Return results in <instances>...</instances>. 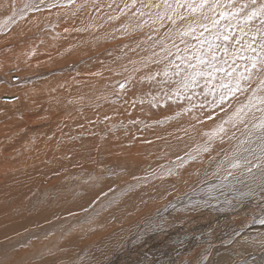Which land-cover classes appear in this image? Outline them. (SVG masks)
<instances>
[{"label":"bare ground","instance_id":"6f19581e","mask_svg":"<svg viewBox=\"0 0 264 264\" xmlns=\"http://www.w3.org/2000/svg\"><path fill=\"white\" fill-rule=\"evenodd\" d=\"M21 1L23 8L11 5L18 10L13 15H0V34L19 22L27 25L30 20L34 23L33 19L37 17L46 18L48 22L42 31H47L48 27L51 37L48 45L54 49L45 60L50 58L60 64L75 59L76 67L81 70L75 68L65 79L51 76L68 72L69 67L65 64H61L63 68L52 67L50 72L38 73L49 79L39 83L37 87L41 91L35 88L39 94L32 96L30 84L35 75L27 76L28 73L18 65L9 63L14 73L5 76L9 77L10 88L9 94L4 95L11 98L14 94L13 98L17 100L18 97V100L11 104L0 102V106L12 108L19 104L23 106L27 100L28 103L26 108L22 107V121H18L25 124L26 129L21 131L22 136L14 138L15 148H12L16 151L7 152L9 147L5 146L2 153L7 160L0 157V264H264V224L259 222L264 219V185L258 179L249 177L238 183L230 178L218 183L221 186L219 194L213 198L191 195L171 199L175 206L195 213L194 218L184 211L169 213L168 205L161 202L158 205L153 199L150 204L143 191L149 180L155 178H175L177 184L181 181L182 193L196 186L200 177L195 168L200 164L194 163L193 158L212 152L211 143L220 139L214 133L225 127L217 125L216 121L225 115L222 113L225 104L217 102L218 95L216 99L205 95L203 86L196 87L195 91H182L174 111L158 109L153 113L155 120L150 122L142 120L144 118L133 119L136 122L123 119L133 114V110H139L134 106L135 102L141 101L138 95L123 100L128 106L123 103L108 105L109 108L102 106L108 99H116L109 97L111 91H105L107 81L94 76L100 72L99 68L90 71L93 55L103 47L106 50L119 43L123 48L116 52L142 48L146 44L151 47L154 43L151 37L163 32L160 24L153 25L148 17H144L148 23L143 24L141 20L142 27H136L139 18L132 16L134 8L121 13L124 3L130 0H115L114 8L108 11L104 7L105 12H102L101 4L104 0ZM83 2L89 4L84 7ZM94 2L98 7H93ZM74 10L76 14L69 15ZM83 14L85 17L91 15L92 20L86 23ZM109 17L113 20L111 24L106 23ZM25 28L35 30L32 25ZM154 28L159 31H153ZM189 39L192 44L196 43ZM110 41L113 42L105 44ZM31 50L32 46L23 47L24 58L25 52ZM164 55L159 45L149 56L127 57L120 63V69L135 58L132 63L136 66L142 63L141 67L146 70L140 75L142 80L159 77L167 80L163 75L165 61L155 62ZM159 67L161 69L157 71ZM150 68L153 69L150 71ZM4 71L6 64L0 62V76L8 69ZM156 73L160 75L156 76ZM13 76H16L15 83L11 82ZM123 81L126 87L122 90L115 86L116 98L122 93L138 90L137 80ZM28 83L29 86H25ZM173 90L176 94L175 84ZM160 94L157 101L148 100L153 99L156 106L163 105L166 98L174 99L171 94L161 99ZM2 96L0 94V98ZM145 102L147 104L143 103L140 109L151 111V103ZM36 107V112L30 114ZM251 115L246 118L249 125L253 123ZM193 122L197 123L198 135L208 132L194 144L192 139L196 133L189 132ZM0 133L6 135L7 128L0 127ZM220 135H223V140L220 139L223 144L231 141L225 134ZM10 136L12 138L14 134ZM16 152L18 154L12 156ZM110 156L116 158L111 160ZM125 170L127 172L122 175ZM169 170L171 175L166 173ZM254 173L258 176L259 169ZM133 187L138 190L132 198L138 200L132 199L134 203H129L125 198H130ZM214 191L211 195L216 193ZM157 205L160 208L154 210ZM146 212L151 213L150 218H145ZM141 225L144 228L138 230ZM116 229L128 233L136 229V235L125 239L114 252L116 244H111V240ZM140 239L143 245L137 246L135 243Z\"/></svg>","mask_w":264,"mask_h":264},{"label":"snow or ice","instance_id":"6c2138e0","mask_svg":"<svg viewBox=\"0 0 264 264\" xmlns=\"http://www.w3.org/2000/svg\"><path fill=\"white\" fill-rule=\"evenodd\" d=\"M133 8L132 16L139 18L136 27L148 23L144 17L153 25L163 27V22L168 20L174 26L166 33V39L172 41L176 52L172 53L165 40H160L158 43L165 55L155 62L167 61L164 82L175 84L178 96L182 91H195L196 87L203 86L205 95H212L213 99H216V90H221L219 102H223L226 97L246 92L256 83L248 103L229 117L234 128L243 125L244 131L243 138L225 160L230 169L241 170L239 174L228 171L233 181L243 183L251 177L264 185V117L250 127L246 119L253 108L264 112V107H257L256 103L264 106V95H260L264 93V0H130L124 3L121 13ZM189 38L196 43L192 44ZM215 80L219 82L209 89V81ZM224 133L225 129L220 127L214 135L223 140L220 134ZM253 159L260 162L253 163ZM253 168L259 169L258 176ZM259 222L264 224V219Z\"/></svg>","mask_w":264,"mask_h":264},{"label":"rangeland","instance_id":"374dc122","mask_svg":"<svg viewBox=\"0 0 264 264\" xmlns=\"http://www.w3.org/2000/svg\"><path fill=\"white\" fill-rule=\"evenodd\" d=\"M9 1L10 0H0V9H1L0 10V15H2V16H4V15L11 16V14L13 15V13L18 11L17 8L12 7L14 5H16V7H18V9L19 8H23L22 5H24V3L21 0H16V1L15 0H13V1L11 0L10 2ZM109 1H111L110 4H109ZM105 2H107V3H105ZM86 3H87V5L89 4L88 2H83L82 5H84V7H86ZM96 4L98 5V3L96 2L95 4H93L94 5L93 7H98ZM101 4H102V12L106 11V10L103 9L104 7L109 9L108 11H111L114 8V6H115V0H107V1L104 0L103 3H101ZM108 6H109V8H108ZM93 7H91V9ZM5 9H7V10H5ZM117 9L118 8H116L115 11ZM75 12L76 11L74 10L73 12L69 13V15H71V16H72V14L75 15L76 14ZM119 15H123V14L119 13ZM76 16H78V15H76ZM63 17H64V15H63ZM82 17H83V19H84V21L86 23H89L92 20L91 15H88L87 17H85V15L83 14ZM36 19H38V20L35 22ZM36 19H33L34 23H32V24H31L32 20H30V22L27 23V25L34 26L35 30H33V31L26 30V28H25L27 26L26 23L25 24H21L22 22H19L18 25L15 24L14 27L12 26V28H10L8 31L4 32L3 33L4 36H0V62L3 63V64L4 63L6 64V71H7V69H8V71H10V72L4 71V73L6 72L5 75L3 74V76H0V94H1V96L4 95V94H9V92L7 91L10 88L9 84H8L9 77H5V76L6 75L9 76L10 74L12 75L14 73L12 71L13 69L9 65L10 62H11V65H18L19 69L24 70L25 72H27L28 73L27 76L28 75L29 76L30 75H33V76L35 75L36 76V78L34 76L33 80H31V81H33V82H31V84L30 83L25 84V86H29V84H30L31 87L33 86L32 87L33 90L30 93V95H32V96L33 95L36 96V95L39 94L38 93L39 91L36 92L37 90L41 91V88H38L39 87V83L47 81L49 79L48 76L43 78V77L39 76L38 73L44 72V71H45V73L47 71L50 72L52 67L57 69V67H62L61 64H65L66 68L69 67L68 72H63V73L59 72V73H56V75L55 74L51 75L53 78H55V76L56 77L62 76V78L65 79L66 77H68V74H70V73L73 74L76 69H78L79 71L81 70L80 68L76 67L77 63H76L75 59H73L70 62H66L64 60L60 64H58L56 61H52L50 58L48 60H45V58L49 57V55L51 54V51L54 48L52 49V48H50L51 46L49 47V45H48L49 43H51V37H50V34L48 33V32H50V30L48 29V27L46 28L47 31H42L43 28L46 26V23L48 21L46 22V18H41V17H37ZM165 21L163 22V24H165V25L167 24V25L166 26L164 25L163 27H161V29H162V31L164 33L163 32H161V34L155 33V36H152V37L150 36L152 38V41H154V43H153V45L151 47H148V44H146L142 48L130 49V50H126V51H123V52L122 51L116 52L120 48H123L121 43H119V44H117V46L115 45L114 47L113 46L112 47H107L106 50L103 47V50L98 51L97 54H94L93 57H92V60H91L92 64L89 67L90 71L99 68L100 72L96 73V75H94V76L97 77V78L105 79L107 81V85H106L107 87H106L105 91H111V92L108 93L109 97H113V98H115L117 100L116 101L114 99H108L110 101L107 100V101L103 102L102 106L105 105L106 108H109L107 106L108 105L114 106L113 105L114 103L118 104V105L123 103V105L128 106V102L124 103V101L129 100L130 99L129 97H133V96L136 97V95H138V97L140 98V100H141L140 103L139 102H137L138 104L136 102L134 103V106H136L139 110H133V112H134L133 114L132 113L128 114L127 117L123 118V119H128V121L136 122L135 120H133L135 118H137L138 120L144 118L142 120H145L147 122L154 121L155 120L154 119V115L155 114H153V113H157L158 109H160V110L161 109H164V110L170 109V110H172V109L176 108V105L178 103L179 96L174 94V90H173L174 84L172 83V85H170L169 82H167V83L164 82L165 79H163L161 77H159L157 79H154V80H142L140 78V75H141V73L145 74L146 70L143 67H141L142 63L140 65L138 63L137 64V66L139 65L138 67L136 65H134V63H132L135 60V58L130 59L129 61L124 63L123 67L120 69V63L124 62L127 59V57L149 56L150 54L155 52L156 47L159 46L158 42L160 40H165V42L168 44V47H169V49L171 50L172 53L176 52V48L172 47V41L166 39V33H168L169 30L173 29L174 26L171 24L170 21L169 22H168V20L166 22ZM106 23L107 24L113 23L112 18L106 20ZM177 23L179 25L181 22L178 21ZM16 25H17V27H16ZM56 27H57V25H56ZM52 28H54V27H52ZM22 29H24V31L26 33ZM164 29H165V31H164ZM166 29L168 31H166ZM12 31H15V32H12ZM42 33H44V34H42ZM3 34H0V35H3ZM156 34H157V36H156ZM128 40H130L129 37H128ZM111 42H113V41L106 42L105 44H108V43H111ZM176 43L180 46V48L184 47L183 44H180L179 40H177ZM122 44L126 45L125 42H122ZM42 45H44V46H42ZM24 46H26V47L32 46V50L29 51V53L25 52V58H24V55H23V53H24L23 52V47ZM48 48L50 50H48ZM113 48H115V49H113ZM116 48H118V49H116ZM126 48L127 47H125V49ZM112 51H115V53H112ZM108 53H112V54H108ZM89 57L91 58V56H89ZM77 61H78V59H77ZM39 63H41V64H39ZM166 63H167V61L165 60V64ZM72 64L75 65L74 68H73ZM154 64H156V63H154ZM7 65H9L8 67H10V68H8ZM70 68L71 69L73 68L72 71H71ZM138 68L141 69V71L138 70ZM152 69L153 68H150L149 70L151 71ZM160 69H161V67H159L156 70L160 71ZM32 71H34V72H32ZM4 77H5V79H4ZM14 77H16V76L12 77V81H11L12 83H15L17 81V80L16 81L14 80ZM17 78L19 79V77H17ZM124 79H129V82L130 81L134 82L135 80H137L138 90L136 92H129V93L126 92L125 94L122 93L121 95H119V97H121V99L119 97L116 98V96H114V95H116L114 93L115 92L114 90L116 89L115 86L117 85V90H122L124 87H126L123 84V82H124L123 80ZM35 81H37V82H35ZM216 81H218V80H216ZM210 82H212V81H210ZM35 84H36V86H35ZM201 84L203 85V81L201 82ZM121 85H123L124 87H122ZM250 86L253 89V88L256 87V83L254 82L253 85L251 84ZM211 87H213V86H211ZM220 91L221 90L216 91V93H218V100H219ZM112 94H113V96H112ZM159 94H160V97H162L161 99H163L166 96V94H171L172 97L174 96V99H168V98L165 97L166 101L164 102L163 105L157 104L155 106L154 105L155 102L153 101V99L155 101H157L158 98H159ZM260 95H264V93H260ZM7 96H8V98H10L9 97L10 95H4V96H2L0 98V102L11 104V103H14V102H16L18 100V97H17V100L14 101V102H12V101H3L2 98L3 97H7ZM12 96L14 97L15 95L13 94ZM234 96H235V98H234ZM251 96H252V90L250 92L249 91L237 92L233 96L226 97L225 101H223V102H219L217 100V102H219L220 104L222 103V105H223V103L227 102L228 100H231V105L228 108H226L224 112H222L223 115H224V113H225V115L222 118H219V119L216 120L217 121V125H219V124L225 125V127H224L225 133L224 134L231 141L228 142V144L227 143L223 144V142L220 139H219V141L214 140L213 143H211V145H210V149L212 150V152H208V153H206L204 155H201V156H198V154L194 156L193 162L197 163V164H200L199 166H197L195 168V171H196V169H198L197 173H198L200 178H198V182L195 184L196 186L195 187H191L190 189H188L187 190L188 192L186 191L187 193L186 192L182 193L180 191L179 185L181 184V181H180L179 184H177L175 178H170V179H167V178H155L153 180L152 179L149 180L150 183L143 187V191H144V194H145V198H146V196L149 198V203L150 204H151V201L153 199L154 202H158V205H159L160 202H161L162 205L163 204L164 205H168L167 211L169 213H174V212H178V211H184L189 216L194 218L195 217V213H188L186 210H184L183 207L175 206V204L171 203V199H174V198L179 197V196L188 197V196H191V195H195V196H199V197L203 196V197H207V198H213V196H215L216 194H219V192H218L219 190L218 189H220L221 186L218 183L226 182V181L230 180V178H232L231 176H228V171H232L233 173L239 171V170H233V169L229 170V166H228L227 161L225 160V156L232 152L237 140L243 138L242 137V132L244 131V129H243V125H239L238 127L234 128L232 126L231 122L229 121V117L233 116V114H234V112L236 110V106L240 103V101H241V104H243L245 102L248 103V100H249V98ZM13 97H11V98H13ZM232 97H233V99H232ZM148 98H153V99L152 100H148ZM228 98H231V99H228ZM145 100L148 101V104L151 103L152 108H153L151 111L147 110V111L143 112L140 109L142 107L143 103L147 104V102H145ZM27 101H26V103H28ZM26 103L23 106H22V104H19V106H15V107H12V108L11 107L9 108L7 106H0V127L1 128L2 127H6L7 128L6 135L2 136L1 133H0V149L2 148L0 150V153H2L3 149L5 148V146L9 147L6 150L7 152L9 150H11V152L12 151H16V150L13 149V148H15L14 138H16V135L18 137L22 136V132L21 131L26 129L25 124H23L21 122H18L20 120L22 121V119H23L22 116L24 114V109H22V107L26 108V105H27ZM184 106L186 107V105H184ZM184 106H183V108H185ZM257 107H264V106H260L257 103ZM37 109H38V107H36L33 110H31L30 114H31V112H32V114H34ZM172 111H174V110H172ZM252 112L253 113H252V115L250 117V120L253 123L259 122V120L262 117H264V112L257 111L256 108H253ZM188 114H189V112H188ZM253 114H254V119H253ZM158 118H160V115H159ZM251 124L249 125V127L251 126ZM214 125H216V124L214 123ZM41 126L42 125H40L38 127L40 128ZM196 129H198L197 123L193 122L191 127H190V129H189V132L196 133L195 139H192V143L193 144L198 142L199 140L203 139L204 135L208 133V132H205L204 134L198 135L197 134L198 130H196ZM17 132L18 133L20 132L21 134L19 135ZM13 134H14V136H12V138H11L10 135H13ZM3 137H4V140H3ZM7 138H9V139H7ZM209 139L212 140L213 137L210 136ZM222 144L225 145V146H223ZM2 145H4V146H2ZM207 145H208V143L205 146H207ZM13 154L16 155V154H18V152L12 153V156H13ZM10 156H11V154H10ZM0 157L3 158L2 160H7L6 155H3V153H2V155L0 154ZM115 158L116 157L110 156L109 159L114 160ZM259 162L260 161H257L255 159H253V163H259ZM132 163H128V164H132ZM256 170H257L256 168H253V172L256 171ZM126 172H127V170L123 171L122 175H125ZM201 172H204V173H201ZM166 173H167V175H171L172 171L169 170ZM235 174H239V173H235ZM148 186H149V188H148ZM214 189H215V191H214ZM137 190H138V187H133V189H131V192H129V194L131 193L130 198H125V199H128L127 202L134 203V201H132V199L133 200H138V198H136V199H134L135 197L132 198L133 194H135V192ZM213 191H214V193L215 192L216 193L215 194L213 193L214 195H211ZM129 194L127 196H129ZM156 194H158V197H157ZM157 198H159V201L157 200ZM217 199H219V198H217ZM235 199L238 200L237 198H235ZM143 200L144 199H142L141 201H143ZM141 201H139V202H141ZM189 202H191V201L189 200ZM158 205L155 206L154 210H158L160 208ZM195 206H196V204H193V207H195ZM160 213H162V211H160ZM150 214H151L150 212H146L145 215H144L145 218H147V217L150 218L151 217ZM157 218H159V217H157ZM143 226L144 225L139 226L138 230L142 229L141 227H143ZM135 231H136V229H133L130 233H128L126 231L122 232L120 229H116V235L111 240V244H116V248L113 249L114 252H116V250L121 247V245H122V243H124L125 239L130 238V236L132 234L135 236L136 235ZM135 244L137 246H142L143 245V240L140 239V242L139 243L137 242ZM86 261H89V259L88 260L86 259Z\"/></svg>","mask_w":264,"mask_h":264},{"label":"crops","instance_id":"0c3cea01","mask_svg":"<svg viewBox=\"0 0 264 264\" xmlns=\"http://www.w3.org/2000/svg\"><path fill=\"white\" fill-rule=\"evenodd\" d=\"M219 81H212V82H210L209 81V89H212V87L211 86H213L214 84H217ZM252 85H253V83H252ZM252 90V87L251 86H249V88H248V90L247 91H251ZM216 91H219V89H217ZM216 95H218V93H215ZM234 98H235V96H234ZM228 99H231V98H228ZM232 99H233V97H232ZM225 104V109L226 108H228L230 105H231V100H228L227 102H225L224 103ZM241 104V101H240V103L236 106V108L239 106Z\"/></svg>","mask_w":264,"mask_h":264},{"label":"water","instance_id":"95a60500","mask_svg":"<svg viewBox=\"0 0 264 264\" xmlns=\"http://www.w3.org/2000/svg\"><path fill=\"white\" fill-rule=\"evenodd\" d=\"M3 101H14L16 98H2Z\"/></svg>","mask_w":264,"mask_h":264}]
</instances>
